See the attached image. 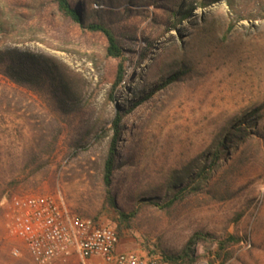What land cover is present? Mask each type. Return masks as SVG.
I'll return each mask as SVG.
<instances>
[{
    "label": "rangeland",
    "instance_id": "1",
    "mask_svg": "<svg viewBox=\"0 0 264 264\" xmlns=\"http://www.w3.org/2000/svg\"><path fill=\"white\" fill-rule=\"evenodd\" d=\"M73 1L115 12L89 13L87 21L115 20L129 59L127 76L112 99L120 60L108 58L102 34L65 19L55 0H0V36L3 21L10 45L55 58L70 84V93L60 96L50 85L22 88L0 73V264H34L7 227L4 199L61 191L78 214L118 229L109 190L120 210L137 211L120 232L119 252L161 256L160 264H168L163 256L180 253L197 232L215 240L232 234L251 239L252 247L232 246L234 257L225 264H264V203L258 208L264 190V0L232 31L236 17L224 0L199 8L198 20L177 29L153 24L154 6L112 9L98 0ZM177 74V82L164 85ZM125 107L133 111L123 119L120 165L108 188L110 129ZM258 108L261 119L247 141L197 192L167 210L149 203L163 199L178 177L198 172ZM216 251L217 245L200 243L195 264H212Z\"/></svg>",
    "mask_w": 264,
    "mask_h": 264
},
{
    "label": "trees",
    "instance_id": "2",
    "mask_svg": "<svg viewBox=\"0 0 264 264\" xmlns=\"http://www.w3.org/2000/svg\"><path fill=\"white\" fill-rule=\"evenodd\" d=\"M219 0H98L97 3H104L114 8L113 5H121L127 3L129 5L154 6L156 14L153 18V24L158 26H169L177 29L179 24L183 21L198 20L195 12L199 8H207L212 3ZM234 11L235 21L230 31H232L238 22L251 19L253 16L247 15L252 5H255L259 0H224ZM58 11L67 20L73 21L81 27L88 30L102 34L107 41V56L108 58L120 60L117 68L116 80L111 94L114 99L116 91L124 83L127 76L126 62L129 60L121 43V40L114 28L115 20H105L100 22H88V14L100 15L104 17L107 15H115V12L110 9L99 10L94 9L92 3L84 7L83 4L77 3L73 0H55ZM125 10L133 13L134 10L125 8ZM139 15H143L139 13ZM132 16V15H130ZM163 16H167L164 18ZM8 24L1 21L3 29V36H0V73L13 84L27 89H43L47 85L53 89V93L66 96L70 93V84L68 76L62 69L63 66L55 58L43 53H35L29 49L10 45L8 43L7 34L9 33ZM151 43L149 44V46ZM174 73L169 70L168 73ZM178 74L173 76L170 80L165 81L164 85L177 82ZM163 85V86H164ZM155 94L152 90L145 97L147 102ZM142 100L137 103L141 104ZM132 103H130L131 105ZM135 104H132V106ZM136 108V107H135ZM118 112L112 122L113 133L111 141L108 146V153L104 162V183L110 188L113 185L115 175L120 165V150L122 135L124 131L123 119L125 114L132 113L130 109L124 108L123 112ZM242 125H235L233 132H230L228 138L221 140L219 144L213 149L212 153L204 159V166L198 172L186 173L185 178L178 177L168 188L164 198H154L148 200L149 203L158 207L161 210H167L178 203L185 200V198L193 192H197L200 187L199 184L210 180L211 176L220 171L223 164L226 163L232 153L238 151L239 148L247 141L254 127H257L258 121L261 119V109L258 108L248 114ZM102 137H100L101 139ZM109 203L117 210L119 215L118 232L129 227L131 220L137 215V211L126 213L118 208L116 200L112 197L111 192H108ZM210 242L217 245V251L214 254L216 260H221L222 264L227 263L234 257V253L230 248L234 245H241L244 238L228 234L221 239L215 240L211 234L203 232L195 233L188 241L186 247L178 254H165L163 261L168 264H195L199 257L196 255V247L202 242ZM213 261V262H214ZM212 262V264H213Z\"/></svg>",
    "mask_w": 264,
    "mask_h": 264
},
{
    "label": "built area",
    "instance_id": "3",
    "mask_svg": "<svg viewBox=\"0 0 264 264\" xmlns=\"http://www.w3.org/2000/svg\"><path fill=\"white\" fill-rule=\"evenodd\" d=\"M264 203L259 201L260 209ZM10 232L24 243L34 264H160L161 256L119 252L115 225L83 217L59 191L55 195H23L4 199ZM252 247V240L242 243ZM15 257L21 250L14 248Z\"/></svg>",
    "mask_w": 264,
    "mask_h": 264
}]
</instances>
